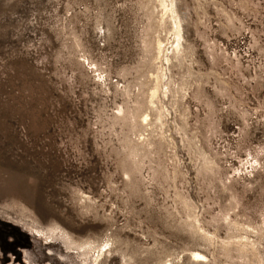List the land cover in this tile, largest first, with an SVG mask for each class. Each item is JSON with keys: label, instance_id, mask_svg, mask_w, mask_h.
Instances as JSON below:
<instances>
[{"label": "rangeland", "instance_id": "obj_1", "mask_svg": "<svg viewBox=\"0 0 264 264\" xmlns=\"http://www.w3.org/2000/svg\"><path fill=\"white\" fill-rule=\"evenodd\" d=\"M0 264H264V0H0Z\"/></svg>", "mask_w": 264, "mask_h": 264}]
</instances>
